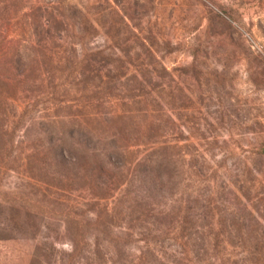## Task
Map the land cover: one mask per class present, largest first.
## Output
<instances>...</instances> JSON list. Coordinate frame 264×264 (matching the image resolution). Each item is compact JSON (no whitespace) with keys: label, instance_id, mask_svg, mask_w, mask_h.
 <instances>
[{"label":"rangeland","instance_id":"obj_1","mask_svg":"<svg viewBox=\"0 0 264 264\" xmlns=\"http://www.w3.org/2000/svg\"><path fill=\"white\" fill-rule=\"evenodd\" d=\"M15 2L0 264H264V0Z\"/></svg>","mask_w":264,"mask_h":264},{"label":"trees","instance_id":"obj_2","mask_svg":"<svg viewBox=\"0 0 264 264\" xmlns=\"http://www.w3.org/2000/svg\"><path fill=\"white\" fill-rule=\"evenodd\" d=\"M22 6H23V0H16L15 4L13 5L15 10H17V13L20 11V9L22 10V8H23ZM50 26H48V27H50ZM43 53H42L41 61H40V55L41 54L40 55L36 54L34 57V60H37L38 62L40 61V63H38L39 72L43 71L41 73L42 77H43V75H45V77L49 81V83L53 85L54 82L58 78L62 77L63 71H61V67H59V65L54 64L53 59L50 55H48L45 52H43ZM8 138L9 137L7 134L3 135L4 144L8 143V140H9Z\"/></svg>","mask_w":264,"mask_h":264}]
</instances>
